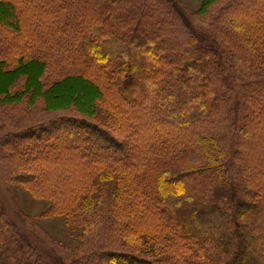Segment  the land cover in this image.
Here are the masks:
<instances>
[{
    "label": "trees",
    "instance_id": "trees-1",
    "mask_svg": "<svg viewBox=\"0 0 264 264\" xmlns=\"http://www.w3.org/2000/svg\"><path fill=\"white\" fill-rule=\"evenodd\" d=\"M95 1L0 0V107L70 113L37 124L23 149L0 143L48 214L85 229L79 256L52 250L56 264H264V0H202L196 17H210L227 60L175 0ZM152 40L153 86L135 81L144 57L121 60ZM52 63L69 72L50 82ZM75 82L92 96L55 94ZM51 93L71 105L49 107ZM100 104L118 129L97 120ZM0 264H53L1 200Z\"/></svg>",
    "mask_w": 264,
    "mask_h": 264
},
{
    "label": "rangeland",
    "instance_id": "rangeland-1",
    "mask_svg": "<svg viewBox=\"0 0 264 264\" xmlns=\"http://www.w3.org/2000/svg\"><path fill=\"white\" fill-rule=\"evenodd\" d=\"M102 1V3H100ZM105 1V0H104ZM176 3L183 7V10L189 16L190 20L194 21L195 24L200 25L203 29L208 31L211 21L208 20L210 17H204L202 20L197 18V14L202 9V0H175ZM96 4L102 5L103 0H96ZM85 4V2H84ZM85 7V6H84ZM132 8V7H131ZM85 9V8H84ZM105 13V8H98L95 12L98 17L102 16ZM94 14V13H93ZM91 14L89 15V17ZM93 16V19H95ZM193 23V22H192ZM204 25V26H202ZM175 40L182 38L181 30L178 26L173 27ZM210 31V32H209ZM209 37L217 42V46L220 47L219 36L209 29ZM180 33V34H179ZM171 44H176L174 41H170ZM156 42L151 41L143 52H134L129 53L128 56L126 53L122 54V59L124 61H129L140 58H145L146 62H148L149 67L146 69V73L143 78H135L137 82H146L153 86L154 83V73L153 70L156 69L155 64L151 65L153 62V57L150 56V51L155 47ZM221 49V47H220ZM28 50V49H27ZM222 53L225 55L224 59H230V52L226 51L224 48L221 49ZM50 66V73L48 79H51L50 82H55L59 80L65 75V72H69V67H66V64L61 65L59 63H52ZM77 67H75L76 70ZM264 65L260 66L259 69H263ZM175 71H178V65L174 67ZM258 70L252 69L249 73L257 72ZM62 73V74H61ZM50 74H53L54 77H51ZM176 74V73H175ZM169 75V74H168ZM169 76L173 78L179 77V73L174 75L171 73ZM9 77L3 76L0 73V87L3 83H7L9 81ZM20 90V86L17 87L16 91ZM80 92L79 97H82V92H84L83 97H91L93 89L91 87H87L82 82L68 83L62 86H59V90L57 93L67 92L70 93V96H74L76 92ZM135 93H131L135 95ZM87 95V96H86ZM133 97V96H132ZM70 98V97H69ZM78 101V99H77ZM49 107L53 109H62L66 106H70L69 100L67 97H63L57 99L54 96V93L49 95L48 99ZM87 104L84 101H80L79 106L84 108ZM99 117L97 120L105 123V124H113L117 129L119 118L116 117L113 113L110 114L107 108L100 104L99 107ZM70 113L56 114V113H45L42 109V106L39 103L35 105L28 106L25 102L17 105H8L0 107V143L2 139L6 137H10V143L19 144L21 149L27 147L29 145L28 140H23L22 137L30 134L32 131H35L37 128L35 127L37 124L41 122L48 121L53 118H57L60 115H65ZM35 127V128H34ZM32 142H38L37 140H33ZM8 143L9 142H4ZM71 144L70 146H72ZM19 160L13 154L12 150L8 145L0 144V200L4 204L10 218L16 224L19 232L25 236L32 246L36 247L39 252L47 257L51 263L56 264L57 259L55 258V254L52 250L56 252L63 253L65 256L77 258L79 254L77 253L80 248L81 242L83 241L84 236V228H78L75 226H70L62 217L49 215L50 211V203L46 200L37 199L31 192L28 191V188L24 185L19 184L16 181V176L20 173L21 167L20 163L17 164ZM210 188V187H209ZM227 198H224V201ZM211 213V209L206 211L208 215ZM115 216L107 215L106 219H112ZM119 219V218H118ZM116 221V220H115ZM258 227L261 228L262 222L257 223ZM251 254L248 255V257Z\"/></svg>",
    "mask_w": 264,
    "mask_h": 264
}]
</instances>
